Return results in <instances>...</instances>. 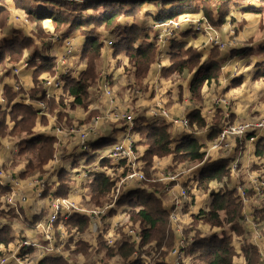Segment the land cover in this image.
Listing matches in <instances>:
<instances>
[{
    "label": "clouds",
    "instance_id": "obj_1",
    "mask_svg": "<svg viewBox=\"0 0 264 264\" xmlns=\"http://www.w3.org/2000/svg\"><path fill=\"white\" fill-rule=\"evenodd\" d=\"M47 2L48 0H0V10L10 13V23L20 17L26 25L25 30L22 32H10L8 29L0 32V50L8 51L6 40H15L12 50L22 53L18 57L20 62L17 64L16 70L20 77L19 84L24 85V92L16 96V100L22 104L24 100H27L28 105L22 113L27 124L24 121L20 122V127L27 129L23 141L21 142L19 134L15 136L10 134L14 131L13 124L15 123L11 119L8 124L9 134L7 138L0 141V185L6 183L18 184V180L12 177L24 170L29 161L37 156L36 151H34L36 142L32 140L34 133L43 132L48 136L58 137V147L54 154L50 147L47 146L51 143L50 140L46 144L41 145L40 154L44 160H51V163L46 164L43 178L37 181V186L31 198H22L19 192L16 191L12 197H5V202L0 204V210H2V213H0V228H3L5 224L10 225V232L7 238H5L3 243H0V253H3L2 258H0V264H37V262L43 264L45 257H55L57 255L67 259L69 264H75L78 258L77 253L84 252L88 245H91L93 253L98 249H103V252L107 253L111 248L118 246L119 238L103 231H96L100 224L99 217L91 220L89 231L84 234L83 238L75 228L71 227L69 218L75 212L84 211V205L92 203L96 197V192L93 190L96 184V176L107 170L100 165V161L103 158L110 157L111 163L115 165L121 157H128L131 161L136 159L137 156L143 155V147L140 148L139 152L133 153L130 145L133 142L150 143L144 139L148 130L144 126L157 123L151 117L158 114L159 110L153 106L151 101H148V111L146 113L140 110L143 104L126 109L120 107L118 102L115 104L109 103L104 115L92 121L88 125L87 130L77 129L74 133L70 130V125L65 127L59 121H56L57 130L55 132H50L48 128L40 127L39 124L33 129L32 117L34 110L42 109L45 113L50 111L53 99H64L67 103L75 101V96L60 92V89H71L91 74L93 55L89 52L87 45L96 36H99L104 45V55L101 57V67L99 69L100 83L104 89H107L110 82L107 74H114L119 82L118 87L119 84L125 82L122 78L130 74L125 66L133 55H138L140 50L148 47L145 33L152 32L155 34L159 32L161 36L173 37L177 41L184 39L180 35V27L172 21L166 23L156 22L159 14L167 11L163 0H152V2L144 0L143 6L139 10V18L122 15L117 22L120 25L119 28H116L114 24L112 28L105 26L97 30L93 23L84 29L61 28L59 31L52 33H49L48 29L57 17L63 16L70 25L77 19L87 20L90 13L80 15L79 10L88 0H56L60 5L59 8L45 7L44 11L46 14L36 16L35 14L38 11L36 5H45ZM115 2L120 3V0H115ZM230 2L233 15L245 7H253L257 11L264 12V0H230ZM104 10L101 7L97 15H102ZM28 11H31L33 16L26 17L25 12ZM243 18L242 16H237V20ZM195 19L204 21L205 29L209 32V38L205 39L202 37L201 42L196 44V51L201 53L203 57L200 63L203 64L206 60L212 58L209 51L213 48L212 39H216V42L221 45L216 59L219 61L221 57H227L229 48L233 43L228 39V36L221 33L220 38H216L215 32L208 26V21L205 19L203 11ZM29 20L33 22L29 23ZM133 24H136L137 28L129 27ZM196 27L199 28L200 25L197 24ZM225 31L230 32L228 29ZM133 32H138L139 34L132 38L131 33ZM29 38L31 41L30 46L25 43ZM45 40L49 43L48 48L42 46ZM163 48L164 44L160 43L156 50L157 53ZM33 52H36L37 55L34 57L32 67H28L24 61ZM167 52L168 50L166 49L165 53ZM165 53H160V55L156 56V63L153 69L156 74H158L160 68L167 67L173 63L167 58ZM253 63H255V60H253ZM42 65L47 67L48 73L36 78L34 69ZM242 65V60H237L235 63L229 60L221 65L219 74L222 86L229 83L231 76L249 71L248 68ZM21 68L25 69V71L21 72ZM226 73H230L229 78H225ZM0 76H2V72H0ZM34 78L36 79L35 85L32 83ZM191 78L192 73L190 72L188 79ZM6 82L12 83L14 90L19 86L10 78L6 79ZM29 89L46 91L48 98L40 102H34L28 98ZM53 90H56L59 95H54ZM93 91L96 92L97 89L94 88ZM133 91H136V89H133ZM137 94L139 93L137 92ZM22 96L24 100L21 99ZM7 103L3 85L0 84V106ZM192 107L196 106L193 105ZM110 109L115 110L109 111ZM80 112L81 108L78 106L76 114L79 115ZM2 115L3 113L0 112V116ZM42 115L43 113L37 116L36 119L44 123L45 121L41 119ZM142 115H146L148 119L143 121L135 119ZM168 119L171 121L173 117L169 115ZM211 123L212 121L209 120L207 125L200 129L198 135L207 133ZM137 127L142 128L143 131H134V128ZM247 127L249 126L245 124L238 131L243 133ZM60 129H63V131ZM188 131V121L181 114L179 121L175 122L174 126H169L170 139L172 141L170 148H174L177 143H180L181 133ZM113 138H115L116 143H112ZM104 143H109L112 146L106 150L100 148L99 145ZM231 147L232 145L230 144L227 149L221 152V155H229ZM114 150H116L115 153ZM198 166L193 165V168ZM136 167L139 168L141 165L137 164ZM4 169L9 171H4ZM189 171H192V169H189ZM186 175L187 173L181 175L179 171L176 173L180 180H183ZM137 179H140L139 174H137ZM132 186L134 185H127V187ZM45 187L48 188L47 197L37 199L39 193ZM61 188L71 193L70 199H60L53 195ZM178 189L179 185H177ZM115 195V192L111 194V196ZM114 205L115 201L109 197V206ZM21 206L24 208L23 214L18 210ZM10 208L16 210L14 219L9 214ZM42 211L43 221L35 224L34 227H30L25 217H27L28 221H31L34 213H42ZM97 211L103 212L104 209H98ZM191 211L196 212L197 208L193 207ZM57 220L60 225L58 228L53 224ZM225 227L227 228V225ZM247 227L253 233L251 236L248 233L239 236L233 235L230 240L227 237H220V239L224 240L227 247L229 264L230 257L233 255L239 256L236 264H258V262L259 264H264V221L253 225L252 218L249 217ZM3 236L4 234L0 233V237ZM124 238L127 239V237ZM7 239L11 240V244L8 246H6ZM82 239L87 241V244L81 243ZM133 239L138 240L139 236L137 235ZM194 240L195 235L189 237L182 234L179 230L175 232V235L169 233L162 235L160 238V242L165 245L170 264H195L192 256L188 254ZM45 241L48 242L44 243ZM214 243H219V240ZM29 246L34 251H32L31 255H25L26 251L30 250ZM207 247V242L201 245L204 250ZM181 248L184 251H180ZM257 248L259 249L258 253L256 252ZM167 249H171V251L168 252ZM148 251L153 253L151 257L153 264L156 259L165 255L164 252H160L156 247L150 246ZM79 259L83 260V257H79ZM90 259L98 258L92 255ZM137 259H139V251L134 249L127 255L125 264ZM144 260H149V257L145 256ZM61 264H63V261H61Z\"/></svg>",
    "mask_w": 264,
    "mask_h": 264
},
{
    "label": "crops",
    "instance_id": "obj_2",
    "mask_svg": "<svg viewBox=\"0 0 264 264\" xmlns=\"http://www.w3.org/2000/svg\"><path fill=\"white\" fill-rule=\"evenodd\" d=\"M237 16H242L244 18L241 20H237ZM215 27L217 28L220 34L224 33L228 36V39L233 42L232 46L229 48V55L227 57L220 58L219 62L221 63V65L223 63H227L229 60H231L233 63H235L237 60H242V66L248 68L249 71L246 73H240L236 76H231L229 79V83L223 86L221 84V77L218 71L216 80L210 83L204 81V83L202 84L200 90V100L197 103H194L192 101L189 94L191 79H188V74L190 72L187 73L186 71H184L180 74L175 73L174 71H172L173 63L167 67L160 68L158 74H156L153 72L156 63L155 58V60L147 68L143 76L138 77L136 69H134L133 71H129L130 74L127 77L122 78L125 82L119 84V87V82L115 78L114 74L111 77V81L113 82L114 87L117 90V102L120 107L130 109L133 106H141L143 104V107H141L140 110L146 113L148 108V101H151L153 102V105H155L156 103H161L168 109L171 116H179L181 114H184V116L187 118L191 112H193L194 110H198L199 116L204 120L205 125H207L208 121L211 120V127L209 128V131L207 133H202L198 135L200 129L203 128L205 125L201 128H197L194 124L192 125V127L189 124V131L180 134V142L186 136L196 141L198 146L201 147L200 153L202 155L204 154L202 152V149L204 148L205 144H207L208 142H212L216 137V135H212V133H214V129L220 126V123L222 124L225 120L221 115L223 113V110L221 108H214L212 115L206 117L204 112L202 111V109L204 108L205 100V106H208L211 104L210 99H213V97H218L222 95L229 99L231 112L229 116L230 118L228 120L253 121L257 117L264 114V77L256 76L259 72L264 69V12L259 11L256 13H242L239 11L235 15H228L223 24ZM226 29L230 30V32H226ZM180 35L184 37V39L180 41L173 40L172 43L167 44L166 49L168 50V52L165 53L164 51V53L167 55V58L171 61V56L173 52L172 48L175 43L183 44L186 48L194 49L195 51L196 44L200 43V38L194 32L187 31ZM220 49L221 46H213V48L209 50L210 55L213 53L214 50H217L219 53ZM197 53L199 54L201 61V59L203 58L202 54L199 52ZM100 54L101 57L104 55V45L101 49ZM253 60H255V63H253ZM24 71L25 70L21 72ZM194 72L195 71L193 70L191 71L192 76ZM47 73L48 72H44L41 75ZM229 76L230 73L225 74V78H229ZM16 77H19V74ZM5 79L8 78H0L2 85L4 86L5 82L6 89H11L13 84L7 83ZM185 81H187V83H185ZM133 89H136V91H133ZM62 92H65L64 89ZM137 92L139 94L136 95V97L130 98V93L137 94ZM56 95H59V93ZM182 100H184L183 105H181ZM57 101L58 100L55 99L52 100V111H50V114L52 115H54L53 106L57 104ZM186 101L189 103L188 106L185 105ZM193 105H195L196 107H192ZM82 108L85 110L87 106L82 105ZM37 116L38 115L36 113V117ZM41 119L45 121L46 118L41 117ZM136 119L143 121L147 119V117L146 115H142L137 117ZM37 121L40 120L35 119V124L37 123ZM161 123H165L166 125H168V133L169 126H174V124L168 122L167 120H163L157 125H160ZM137 129L138 127L136 128V130ZM8 134V126L7 128H5V130L0 132V135L2 136H7ZM10 134L12 136L19 134L22 142L25 132H19L18 129L14 128V131H12ZM37 136H46L54 139V144L52 147V153L54 154L58 147V139L54 138V136H48L43 132L34 133L32 139ZM6 138L7 137L3 139ZM112 142H116L115 138H113ZM261 143H264V130L259 131L257 138H251V136H247L243 139H239L237 148L230 152L227 156H223L220 154V156L215 158L213 156L208 159H205L203 157L200 162H197V164L200 165V169L197 172H192L193 175L189 177L185 176V178L180 181V185L182 187L188 186L193 188L191 190L190 195H188V198H183L182 202L170 201V203H167V205H170L169 207L161 208L162 210L167 211V214L171 208H174V205L175 207H178L180 209L181 212L179 213V217L183 216L184 222H179L180 226L176 225V230H179L182 234H184L185 231L190 228L191 225L195 226V223L198 220L203 217H206L203 228L206 230L204 232L210 230L212 233H214L210 236H216L220 238L224 235L227 236L230 240L233 235L239 236L244 233H248V235L251 236L253 234L251 230L247 227L248 218H252L253 225L264 221V185L260 188H257V183L259 181L258 178L264 176V151H261L264 148V145H262ZM106 144L109 143L101 144L99 145V147L101 148ZM140 147V142H137L136 148L139 149ZM138 160L141 163V160ZM214 162H220L224 164L225 174H219L222 176L219 177L220 179L216 181L212 180L210 182L205 183L201 179L202 167L205 163ZM50 163L51 161L49 160L48 164ZM233 166H235L234 170ZM43 167H45L44 164L40 168ZM61 171L63 172V170ZM232 171L236 172L233 173ZM17 174L22 178L28 174V171L21 170ZM254 180H257V182H254ZM152 184L153 183H149L145 186H142V184L140 186L139 184H135L134 186L130 187L127 196L137 191H145L148 193H153L154 196L157 197L156 193L153 191V187L151 186ZM7 191L8 190L0 191V198L6 195ZM58 193H63L67 196L69 195V192H66L62 188L58 189L55 194L57 195ZM212 194H220L218 195L217 200H221H219V203L217 201V203L214 204L216 207L222 203L226 204L227 207H231V210H217L216 221L218 222V224L215 225H213L208 220V213L211 209L213 199ZM102 199L103 198L100 197V200ZM128 203V200L122 201L123 205H127L129 207ZM0 204H3L1 200ZM193 207L197 208L196 212L191 211ZM18 210L21 214H23V206L20 207ZM15 211L16 210H13L11 208L9 209V214L12 216L13 219L15 218ZM129 212L130 208H128L127 213H125L124 215H128ZM0 213H2V210H0ZM124 215L120 216L111 214L110 218L107 219V223L112 224L118 222L119 218H117V216L120 217L121 220ZM236 217L238 218V221L233 222V218L236 219ZM40 218H43V211L42 213H34L32 216V220H38ZM25 220L28 222L27 217H25ZM170 225L173 235H175L174 225L171 223ZM225 225H227V228L225 227ZM3 227H8L10 230L9 224H5ZM233 227L236 229H234ZM119 229H121V232H123V229L121 227H118L117 232ZM195 229L198 230L196 226ZM215 233L220 234L218 235ZM199 237L204 238L207 236L205 234ZM10 244L11 240L8 244H6V246ZM256 252H259L258 248L256 249ZM111 259L112 260L110 261V263H113L115 258L112 257ZM238 259L239 256L233 255L232 264H236ZM66 261L69 263L68 260ZM194 261L195 264H202L201 262H199V260ZM165 263L170 264L169 258L165 260Z\"/></svg>",
    "mask_w": 264,
    "mask_h": 264
},
{
    "label": "trees",
    "instance_id": "obj_3",
    "mask_svg": "<svg viewBox=\"0 0 264 264\" xmlns=\"http://www.w3.org/2000/svg\"><path fill=\"white\" fill-rule=\"evenodd\" d=\"M149 2H152V0H149ZM143 3L144 0H120V3L117 4H115V0H89L79 10L80 15H83L85 13H90V15H88L87 20L77 19L76 21L73 22V24L70 25L63 16H60L57 17L55 20H53V24L56 25L58 30L61 27H65V29L67 28L84 29L93 23L95 24L96 29L105 26H107L108 28H112L114 24L118 25L117 22L119 21L122 15L136 16L140 8L143 6ZM163 3L164 6L167 8V11L159 14V17L156 19L157 23H162L169 19L175 20L180 15L183 14H195L203 11L204 16L211 25L220 26L221 24L224 23L226 17L229 14V9L232 6L230 0H163ZM45 7L59 8L60 5L56 2V0H48L47 4L45 5L37 4L36 8L38 10L37 12L39 13L37 14L36 12L35 15L36 16L45 15L46 14L44 11ZM101 7H103L105 10L102 15H97ZM211 8L218 11V13L215 10L212 11ZM240 12L256 13L259 11H257L253 7H245L241 9ZM25 13L27 14L28 17L33 16V13L31 11ZM214 13L216 14L214 15ZM1 14L3 13L0 10V15ZM129 27L135 29L137 28V25L133 24ZM11 32H17V31H11ZM138 34H139L138 32H133L131 33V36L132 38H135V36H137ZM30 42L31 41L29 38V40L26 41L25 43L28 46H30L29 45ZM146 42H148V47L146 49L140 50L138 55H133L131 60L129 61V64L137 70L138 77L143 76L147 68L154 61L156 46L154 43L149 42L148 40H146ZM14 44H15V40H11V41L6 40L7 49L9 50L8 51L0 50V63H3L8 59L19 60L18 57L22 55V53H18L12 50ZM184 46L185 45L179 43H175L173 45L172 48L173 52L171 56L173 61L172 71L180 74L181 72L184 71L189 73L193 69H195V72L191 78L189 94H190V98L191 99L194 98L197 103L200 100V90L202 84L204 83V81L210 83L216 80V76L220 69L221 63L216 59V55L218 54L217 50L213 51V53L211 54L212 58L210 60H207L203 64H201L199 54L193 49L192 50H189L190 48L184 49ZM87 47L89 52L93 55V68L91 74L88 75L82 81L78 82L77 86L67 90L64 89V91L67 94L76 97L74 103L78 105H84V102L88 97V89L91 87V85L94 84L95 79L97 77V63L99 62L100 52L103 47V42L100 40L99 36H96L89 41ZM182 50L185 52H183ZM189 53H191V55H189ZM36 55L37 53L33 52L32 55L29 56L30 67H32L34 63V57ZM44 72H48L47 67L44 65L34 70L36 78ZM256 76L264 77V69L261 72H259ZM35 83H36V79H35ZM33 92L35 93L32 95ZM5 93L9 99L8 102L15 99L16 96H18L19 94L13 92V90L9 88L6 89ZM42 93L43 92L41 90L31 91V95L33 99H42L44 97ZM25 107H27V105H24L22 103H16L12 106V110L10 112L11 120L15 122L14 128L18 129L19 132L27 131L26 128L20 127L21 121H24V123L27 124V121H25L24 115L22 114ZM36 112L37 111L34 110V115L32 117V127L35 124ZM187 118H188V123L190 124L191 127L193 124L197 128H201L205 125L204 120L199 116L198 110H194L193 112H191ZM0 125H2L0 126V132H2L3 130H5L2 120H0ZM222 126L223 123L222 124L220 123V126L214 129V133H212V135L213 136L216 135L215 139L219 135ZM144 127L148 129L144 139L150 142L149 144H145L147 150L145 151L143 157L144 161L148 160V162H150L153 156H166L169 154H176L177 156L183 154L185 156L183 160H187L188 162H193V163H197L202 160L203 155L200 153L201 147L198 146L197 142L192 140L190 137L188 136L184 137V139L180 143H177L174 148H170V144L172 143V141L170 140V136L168 133V125H166L165 123H161L160 125H149ZM137 130L143 131V129L139 127ZM32 140L36 142L34 151H36L37 156L33 157L31 161L33 162L36 169H40V167L47 161L44 160L43 156L40 154L41 145L46 144L47 141L50 140L51 143L48 144L47 146L50 147L52 151L54 139L46 136H37ZM261 144L264 145V143ZM261 151H264V148ZM219 174L222 175L225 174L223 163L220 162L205 163L202 167L201 179L205 183L210 182L212 180L216 181L220 179L219 177L222 176ZM111 184L112 183L107 177L103 175L96 176V184L93 189L96 192V196L97 197L100 196L104 199V197H106V195L110 192V189L112 187ZM151 186L153 187V191H155V185L152 184ZM218 195L220 194H212L213 199H212L211 209L208 213L209 216L208 220L213 225L218 224V222L216 221L217 219L216 213L218 209L231 210V207H227L226 204L223 203L217 207L214 205L215 203H217V201L219 203V200H221V199L217 200ZM122 200L129 201L128 205L130 208V212L128 214L129 215L131 214V218H133V221L138 222L139 227L141 229L140 235L142 236L141 237L142 242L138 247V251L142 247H146L147 248L146 254H149L148 249L150 246L159 248L160 251L161 248H165V245L160 242V238L164 234L170 233L173 235V232L171 230V225H170L171 222L169 220L167 211H164L160 208L157 197H155L153 193H148L145 191H137L133 194H129V196L123 198ZM232 221L237 222L238 218L237 217L236 219L233 218ZM74 225H78L80 228H84L86 225V219H81ZM9 232L10 230L8 227H5L4 229H2V231H0V233L4 234L3 237H0V243L4 242ZM221 237H227V236L223 235ZM227 239L229 238L227 237ZM217 240H219V243H214ZM9 241L10 239H7L6 244H8ZM206 242L208 243V247L206 250H204L201 248V245L205 244ZM151 243L153 244V246L151 245ZM134 245L135 244L126 241L121 242V244L117 246L118 248L116 253L114 252V249L111 248L107 252V255L108 257H112L114 254L119 255L120 258L126 260L127 255H129L132 250L136 249ZM182 250L184 251V249ZM96 253L97 255H99L101 252L98 249ZM196 253L198 254L197 256H193V259L202 261L204 262V264H229L227 247L225 246L224 240L220 239L219 237L208 236L204 238L198 237L197 239H195L188 254L191 255ZM139 254H142L141 251H139ZM166 255L167 253H165V255L163 256H160V260L158 261L157 264H167L165 263V260L167 259ZM61 261H63V264H67V262L61 258H45L43 264H61ZM39 264H41V262ZM134 264H141V263L140 261H138L135 262ZM230 264H232V256L230 257Z\"/></svg>",
    "mask_w": 264,
    "mask_h": 264
},
{
    "label": "rangeland",
    "instance_id": "obj_4",
    "mask_svg": "<svg viewBox=\"0 0 264 264\" xmlns=\"http://www.w3.org/2000/svg\"><path fill=\"white\" fill-rule=\"evenodd\" d=\"M89 1V0H88ZM115 4H117L115 2ZM210 6V5H208ZM21 10V9H20ZM211 10H215L212 9ZM216 11V10H215ZM1 12L3 14L0 15V32L4 31L5 29H8L10 32L11 31H24V28H26V25L24 24V20L21 19L20 17H17L16 20L13 23H10V13L6 12L5 10H1ZM218 13V11H216ZM39 12H37L38 14ZM216 13H214L215 15ZM232 14V6L229 9V14ZM25 16H27V14L25 13ZM137 18H139V12L136 14ZM32 20H29V23H32ZM119 25H116V28H119ZM61 28H65V27H61ZM60 28V29H61ZM104 28V27H100L97 30ZM59 29V30H60ZM58 28L56 27V25L52 24V26L48 29L49 33L52 32H56L59 31ZM115 30V29H113ZM220 35V33H219ZM153 36L152 32H147L145 33V40H148L149 42L151 38ZM31 43V42H30ZM29 43V45H30ZM45 48L49 47V43L47 40H45V43L42 45ZM184 49H188L184 46ZM192 50V49H189ZM194 50V49H193ZM183 51V50H182ZM195 51V50H194ZM185 52V51H183ZM101 53V52H100ZM156 55H160L157 54L155 52V56H154V60L156 58ZM101 54H100V58H99V62L97 63V77L95 79V82L93 85H91V87L88 90V97L86 99V101L84 102V106H87V108L84 110L82 108V105H78L75 104L74 102L72 103H67L65 102L64 99H59L57 101V104H55L53 106V113L54 115L50 114V111L47 112V116L45 117V122L41 123L40 121H37L36 124H34V126L32 128H35L37 126V124H39L40 127L43 128H48L50 130V132H55L57 129V125H56V121H59L61 124H63L65 127H68L70 125V130L74 133L77 129H84L87 130L88 125L96 120L99 119L101 116L104 115L105 110L107 109V105L109 103H117V90L114 87L113 82L111 81V77L113 76V74H107V78L109 79V83L107 86V89H104L103 85L100 83V67H101ZM19 60H6L3 63H0V72H2V76H0V78H10L13 81H15L18 85H19V77H16V72L14 71V68L17 66V64L19 63ZM6 69V70H5ZM126 69L128 71H133L135 68L132 67L129 63L126 66ZM25 69H22L21 71H23ZM18 76V75H17ZM6 80V79H5ZM33 85H35V79L32 80ZM0 84H2L1 80H0ZM23 86L22 89V93L24 92V85L21 84ZM138 85V84H137ZM97 89L96 92H94L93 90ZM111 90V96H109L108 90ZM31 91L32 89H29V95L28 97L30 99H32L35 102H40L43 99H47L46 97H43L42 99H33L32 95L35 93L33 92L31 95ZM3 92L4 95L7 99V101L9 100L8 97L6 96V87H5V82H4V86H3ZM43 96L45 91H42ZM136 95L138 94H134V93H130V98H134L136 97ZM41 96V95H38ZM217 99H221L222 104H225L224 106V111H222L223 113L221 114L222 117L225 119L223 121V125H245V124H255L257 122H259L262 118H264V114L257 117L255 120L253 121H233V120H228L230 117V112H231V106H230V101L229 99H227L225 96H218L215 97L214 99H210L211 104L208 106H205L206 100L204 101V110L202 109V111H206L208 109H212L213 105L218 106V105H222L219 104L217 102ZM13 100L9 101L7 104L0 106L1 111L3 113L2 116H0V120L3 121V125L5 128H7L9 121L11 119L10 117V112L12 110V105H13ZM192 101L195 103L196 100L194 98H192ZM184 104V100H182V104ZM185 105H189V103L186 101ZM81 108V112L79 115L76 114L75 109H77V107ZM156 109H162L165 110L169 115H171L168 111V109L163 106L161 103H156L155 105H153ZM183 107V106H182ZM115 109H110L109 111H114ZM148 111V108H147ZM146 111V112H147ZM51 115V116H50ZM184 115V114H183ZM3 117V119H2ZM173 120L178 122L180 115L179 116H172ZM184 118L188 121V118H186L184 116ZM189 126V123H188ZM231 127V126H230ZM61 131H63V129H60ZM220 135V133H219ZM219 135L217 136V138L214 140L216 141L219 138ZM0 135V141H2L3 138L7 137V136H2ZM235 136V135H233ZM233 136H229V140L228 141H233ZM54 138L58 139L57 136H54ZM240 137H235V143L232 144V147L229 151L232 152L233 150L236 149V145H238L237 140ZM141 147L144 148V153L143 155H139L138 160L139 164L141 165V167H139V170H141V172L144 174L145 180L143 182H136V184H139V186L142 184V186L144 185H148L149 183H153L155 185V193L157 195V200L159 201V206L160 208L163 207H169L170 205H166L167 203H170V201L173 202H182L183 198H188V195H190L191 190L193 188L188 187V186H184L183 187V192L180 193L179 195V189L177 190V185H179V188L181 187L180 185V179L176 176V173L179 171L181 175H184L185 173H187V177L193 175L192 172H194L197 169H200V165L197 163H193V162H188L187 160H183V158L185 157L183 154L180 155H176V154H169L166 156H153V158L151 159L150 162H148V160L144 161L143 157L145 154V151L147 150V147L144 143L140 142ZM214 144V143H213ZM140 147V148H141ZM139 149H136V153L139 152ZM208 146L205 148L207 149ZM225 148L227 149L228 146H225V144L223 143L221 146L217 145V147L213 150L210 151V153H208L206 156H209V158L211 156L218 157L220 156L221 152L225 150ZM203 152V151H202ZM203 157L205 158V154H203ZM136 160V162H137ZM51 161V160H50ZM49 163V160H47L44 165L46 166V164ZM107 166H109V161L106 162ZM149 164V166H148ZM193 165H199L198 167L193 168ZM110 167V166H109ZM189 169H192V171H189ZM24 170L28 171V174L25 177H20L18 174H15L12 178L19 180L20 184L18 186V192L20 194V196L22 198L24 197H28L31 198L32 194L34 193L35 187L37 186V181H39V178H43V172L45 170V167L40 168V169H36L33 162L30 160L29 164L26 166V168ZM4 171H9L8 169H4ZM237 171V170H236ZM236 171H232L233 173H235ZM119 171L117 170L116 172L114 171V178L115 176H117L116 174H118ZM164 174L170 175L171 176V180H167V182L163 181V177ZM258 183H257V188H260L261 186L264 185V176H261L260 178H258ZM171 182V183H169ZM254 182H257V180H254ZM113 185V184H111ZM126 185H135L134 182H129ZM113 188V186H112ZM46 190H48L47 187H45ZM64 190V188H62ZM44 191L42 190L39 194L41 195L40 197L38 196L37 199H40L43 196ZM47 194V191L45 192ZM14 194V192L12 193ZM57 196L60 197H70L71 198V193L69 192V195H65L63 193H58ZM100 197V196H99ZM97 197L95 199H93L92 203L84 205L85 208L89 209V210H93V211H97L98 209H102L104 208L106 205H108V200L105 201V199L100 200V198ZM156 197V196H155ZM121 216V215H120ZM117 218H119V225L120 227L123 229V232H121V229L118 230V232L115 233V236L117 238H119V244H121V242H129L133 240V237L135 236H139L140 235V227L138 225L137 221H133V218H131V214L129 215H124V217L120 220V217L117 216ZM93 219V218H92ZM90 218L86 219V225L84 228H80L78 225H74L71 226L72 228H75L77 230H79V232L81 233V237L83 238L84 234L87 233L89 231V226L91 224V220ZM205 220L206 217L201 218L200 220H198L195 223V226L198 230L195 229L194 225H191L190 228H188L184 235L186 236H193L195 235V239H197L199 236L205 235L206 231L203 228V225L205 224ZM179 222H184L183 216L181 217H177L176 220L173 221V225H174V232H176V228L175 226L178 225L180 226ZM202 225V226H201ZM173 229V228H172ZM218 229V228H217ZM212 233L210 230L207 231L206 236H210ZM215 234H220V233H215ZM124 237H127V239H125ZM71 239V238H70ZM135 247L136 249H138V247L140 246V240L137 241L135 240ZM81 243L87 244V241L85 240H81ZM151 245L153 246V244L151 243ZM154 247V246H153ZM117 248H113L114 252H117ZM146 247H142L139 251H141L142 255L149 257V264H153V261L151 260V257L153 256V253L149 251V254H146ZM159 249V248H158ZM100 250V254L97 255L96 251L95 253L92 252L91 249V245H88L87 249L84 252H79L77 253V260L75 262V264H124V262L126 260H123L122 258L119 257V255H113L112 257L115 258L113 263H110V261L112 260V257H108L107 253L103 252V249H99ZM102 250V251H101ZM160 251V249H159ZM168 252L171 251V249H167ZM160 252H165L166 250L165 248H161ZM198 252V251H195ZM87 253V254H86ZM198 253L196 254H191L192 258L193 256H197ZM94 255L95 257H97L98 259H90V257ZM1 256H3V253H1ZM168 258V255H166ZM79 257H83V260H80ZM160 260V257L158 259L155 260L154 264L158 263V261ZM202 264H204V262L199 261ZM67 264H69L67 262Z\"/></svg>",
    "mask_w": 264,
    "mask_h": 264
},
{
    "label": "built area",
    "instance_id": "obj_5",
    "mask_svg": "<svg viewBox=\"0 0 264 264\" xmlns=\"http://www.w3.org/2000/svg\"><path fill=\"white\" fill-rule=\"evenodd\" d=\"M198 15H199V13L183 14V15H180L175 20L169 19V20L164 21L162 23H166L168 21H172L175 25L180 27V29H181L180 30V34H182L183 32H187V31L194 32V33H196L198 35V37L200 38V42H201V38L202 37L205 38V39L209 38V32L205 29L204 21L195 19L196 16H198ZM205 19H206V17H205ZM197 24L200 25L199 28L196 27ZM208 26H210V28L213 30V32H215L216 38H220V35H219V32H218L217 28L215 26L211 25L209 22H208ZM173 40H175L173 37H163V36L160 35L159 32L153 34V36L151 38L152 43H154L155 46H156V50H157V47H158V45L160 43L164 44V48L160 49V52L157 53V54L164 53V51L167 48V44L172 43ZM211 43H212L213 46H221L220 44H218L216 42V39H212ZM24 63L28 67H30L29 66V57H28L27 60L24 61ZM16 69H17V66L14 68V71L16 72L15 75L17 76L18 74H17V70ZM22 69L23 68H21L20 71ZM43 75H46V74H43ZM22 89H23V86L21 84H19V86L16 87L15 90H14V85L11 87V90H13V92L19 93L18 95H21ZM53 91H54V95L58 94V92H56V90H53ZM62 91H63V89H60V92H62ZM108 93H109V96H111V90L110 89L108 90ZM44 97L48 98L46 91L44 93ZM21 99L24 100V97L22 96ZM217 102L219 104H222L221 99H217ZM16 103H21V102L17 101L16 98H15L14 101H13V105L16 104ZM23 104L27 105V100H24ZM224 106H225V104L218 105V106L213 105V108L204 111V114H205L206 117L207 116H211L214 108H221L224 111L225 110ZM35 110L37 111L36 113H37L38 116H40L41 113H43L42 117H46L47 116V112L45 113L44 110H42V109H35ZM157 110H159L158 114H155L153 117H151V119L156 121L157 123L149 124V125H157L158 123L162 122L163 120H167L168 122H170L172 124H175L176 121H174L173 119L170 121L168 119L169 114L165 110H162V109H157ZM0 111H1V108H0ZM147 119H148V117H147ZM247 125L249 127L245 128L243 133H240L238 131V129L240 127H243L244 125H237V124H234V125H223L221 130H220L219 138L216 141L208 142L207 144H205L204 148L202 149L203 153L205 154V159L209 158V156H206V155L208 153H210L211 150L215 149L217 147V145L221 146L224 143L225 146H229L230 144L231 145L234 144L235 143V137H240L239 139H243V138H245L247 136H251V138H257V135H258L259 131L264 130V118H262L259 122L255 123V124H247ZM134 131H137L136 128H134ZM233 135H235V136H233ZM229 136H233V139H232L233 141H228L230 139ZM238 140H237V143H238ZM112 143H116V142H112ZM136 144H137V142H133L130 145V149H131V151L133 153H136V151H135L137 149L136 148ZM235 145L237 146V144H235ZM111 146H112L111 144H106V145L102 146L101 148L106 150V149H108ZM207 146H208V148L205 149ZM115 151L116 150H114V153H115ZM137 159H138V156L136 157V159L131 160V161L129 160L128 157H121L117 161V163L115 165H113L111 163V158L110 157H105V158H103L100 161L101 167H103V168H105L107 170L104 171V172L99 173L98 175H103V176L107 177L110 180V182L113 184L112 185L113 188L111 187L110 192L106 195L105 201L108 200V202H109V197H110L111 199H113L115 201V205L114 206H109V203H108V205H106L104 208H102V209H104L103 212L93 211L92 209L89 210V209L84 207V211L75 212V213H73V216L69 218L71 226H74V224H76L81 219H87V218L92 219V218L99 217L100 224L96 228V231L97 232L103 231L106 234H111V235L115 236V233L117 232L118 227H120L119 222L108 224L107 223V219L110 218L111 214L124 215L125 213H127L129 207L127 205H123L122 204V201H123L122 199L127 196V194L129 193L128 191L130 189V187H127L126 184L129 183V182H134L136 184V182L140 183V182H143L145 180L144 174L141 172V170H139V168L136 167V165L138 164V160ZM136 160H137V162H136ZM108 161H109V166L110 167L107 166L106 162H108ZM121 169H123V170L121 171ZM234 169H235V166H233V170ZM117 170L119 171V173L116 174L117 176H115V178H114V171L116 172ZM198 170L199 169H197L195 171L197 172ZM137 174L140 175V179H137ZM40 180H42V178H39V181ZM167 180H171V176L167 175V174H164L163 181L167 182ZM169 183H171V182H169ZM19 184H20V182L18 180V184H16V185H13L12 183H6V184H3V185H0V190H8L6 192V195L2 196L0 198V200L4 203L5 202V197H9V198L12 197L13 196L12 193L18 191ZM43 191H44L43 196L40 199H43V198L47 197V194L45 192L47 191V193H48V190H46L44 188ZM113 192L116 193L115 196H111V194ZM181 192H183V187L182 186L179 188V195H180ZM53 195L56 196L57 198H60V199H70V197L57 196L55 193H53ZM40 196L41 195L39 194V197ZM180 212H181L180 209L178 207H175V205H174V208H171L168 211V214H169L168 216H169V220H170L171 224H173V221L176 220L177 217H179V213ZM42 221H43V218H40L38 220L28 221L27 223H28V225L30 227H34L35 224H38V223H40ZM53 224L57 228L60 226L58 220L54 221ZM3 228H1L0 230H2ZM76 231L79 232V230H77V229H76ZM141 237L142 236L139 235V239L137 240V241L140 240V243L142 242L141 241ZM47 242L48 241H45L44 243H47ZM129 243L135 244L136 242L133 239L132 241H129ZM54 247H55V245H54ZM29 249L30 250L26 251L25 255H31L32 251H34V249H32L31 246H29ZM182 249L183 248H181L180 251H183ZM18 256H19V254H18ZM144 257H145L144 255L139 254V259L131 261L129 263L130 264H134L135 262L140 261L141 264H149L150 261L149 260L145 261ZM0 258H2L1 254H0ZM45 258H61V259L65 260V261L67 260L63 256H59V255H57L55 257H45ZM39 263L40 262H37V264H39Z\"/></svg>",
    "mask_w": 264,
    "mask_h": 264
}]
</instances>
